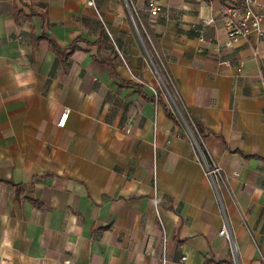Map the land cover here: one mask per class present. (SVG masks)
<instances>
[{
  "label": "crops",
  "instance_id": "obj_1",
  "mask_svg": "<svg viewBox=\"0 0 264 264\" xmlns=\"http://www.w3.org/2000/svg\"><path fill=\"white\" fill-rule=\"evenodd\" d=\"M94 1L0 0V264H264V45L204 24L221 0H155L157 18L148 0ZM130 10L214 185L185 122L147 100L165 88ZM43 35L76 44L66 65L33 47Z\"/></svg>",
  "mask_w": 264,
  "mask_h": 264
},
{
  "label": "built area",
  "instance_id": "obj_2",
  "mask_svg": "<svg viewBox=\"0 0 264 264\" xmlns=\"http://www.w3.org/2000/svg\"><path fill=\"white\" fill-rule=\"evenodd\" d=\"M210 1V0H209ZM222 4L217 11L215 17H211L204 21L205 25H211L215 20L224 21L227 43L229 45L239 39H246L254 34L257 40L264 45V0H221ZM86 5L96 11L94 0H86ZM148 14L151 18H157L163 14V8L155 1L148 0L146 3ZM132 14V13H131ZM204 44L210 45L211 39H203ZM264 84V76H261ZM68 117V111L61 113L57 126L63 128ZM195 145L196 141L194 140ZM205 166V175L213 183L217 181L220 175V169L212 162L208 163L197 146ZM219 235L230 241L228 229L224 226L220 229ZM185 257H181L180 262L183 263ZM162 264H166L165 258Z\"/></svg>",
  "mask_w": 264,
  "mask_h": 264
},
{
  "label": "trees",
  "instance_id": "obj_3",
  "mask_svg": "<svg viewBox=\"0 0 264 264\" xmlns=\"http://www.w3.org/2000/svg\"><path fill=\"white\" fill-rule=\"evenodd\" d=\"M19 12L15 9L14 10V17L16 18V16H18ZM132 16L135 20L137 29L140 33V36L147 48V51L149 53V55L151 56V59L153 61V64L156 66V68L158 69V73L161 77L163 86L165 88L164 91V95L166 98V102H163V100L161 99L160 95L154 96L150 99H147L149 101L154 102L155 104H160L165 112V115L170 118L174 123H182V121H184L188 127L191 130V133L193 135L194 140L196 141V144L198 146V148L200 149L201 153L203 154V156L205 157L206 161L208 163L211 162L207 152L205 151V149L202 147L201 145V138L204 136V133L202 131V127L200 125V123L198 121H196L187 111L185 105L183 104V102L181 101L177 91H176V87H175V83L173 81V79L171 78V76L169 75L165 65H162L159 61V59L157 58L156 54L154 53V51L151 49V45H149L147 37H146V33L142 30V27L139 25L135 15L132 12ZM40 39H45L48 43H49V47L50 49L53 51V53L55 54V56L57 57V60L62 64V65H66L67 64V60L69 59V57L71 56L73 50L76 47L75 43H72L71 45H69L66 48H60L57 46V44L51 40L50 38L46 37V36H41L40 38H32V44L33 47H36L37 43L39 42ZM114 60L113 57L112 59H107L108 62V66H109V73L111 76H115V70L111 65V61ZM143 85V84H142ZM168 96H167V95ZM174 103V106L172 105V102ZM53 175H45L42 177H38L36 179L38 180H45L48 179L50 177H52ZM22 189V188H21ZM20 187L16 188V192L19 193L21 191Z\"/></svg>",
  "mask_w": 264,
  "mask_h": 264
},
{
  "label": "rangeland",
  "instance_id": "obj_4",
  "mask_svg": "<svg viewBox=\"0 0 264 264\" xmlns=\"http://www.w3.org/2000/svg\"><path fill=\"white\" fill-rule=\"evenodd\" d=\"M128 1H129V0H125V2H127V4H129ZM210 1H214V4H213V6H214L213 9H214V10H216V9L219 8L220 4L218 3L217 0H210ZM130 13H131V10H130Z\"/></svg>",
  "mask_w": 264,
  "mask_h": 264
},
{
  "label": "water",
  "instance_id": "obj_5",
  "mask_svg": "<svg viewBox=\"0 0 264 264\" xmlns=\"http://www.w3.org/2000/svg\"><path fill=\"white\" fill-rule=\"evenodd\" d=\"M131 15V19H132V21H133V23H134V20H133V17H132V14H130ZM160 81H161V79H160ZM161 84L163 85V83H162V81H161ZM164 87V86H163ZM172 104H173V106H174V103H173V101H172ZM175 107V106H174ZM186 124V123H185ZM186 126H187V129H188V133H189V135L191 136V138L193 139V141H194V138H193V135H192V133H191V130H190V128L188 127V125L186 124Z\"/></svg>",
  "mask_w": 264,
  "mask_h": 264
}]
</instances>
